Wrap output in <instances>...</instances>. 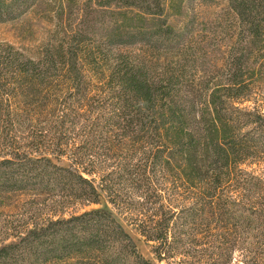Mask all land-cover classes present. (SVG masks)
Segmentation results:
<instances>
[{
  "label": "rangeland",
  "instance_id": "1",
  "mask_svg": "<svg viewBox=\"0 0 264 264\" xmlns=\"http://www.w3.org/2000/svg\"><path fill=\"white\" fill-rule=\"evenodd\" d=\"M61 1L34 0L28 6L23 5L16 11V19L0 23V45L4 49L11 46V53L38 62L55 53L58 45L64 44L67 56L74 50L80 52L82 47L94 46L96 60L86 62L79 56L76 67L84 75L77 85L65 79L46 81L47 84L44 81L36 87V93L22 92L13 84V78L8 80L3 76L0 156L18 154L22 158L24 154L40 157L56 153L61 157L63 153L56 161L59 165L68 167L79 163L83 164L80 167L98 170L93 178L101 203L63 198V193H58L60 187L45 193L40 180L18 176L22 168L19 161L0 165V172L7 175L13 172L14 179L18 180L0 183V245L36 225L103 209L124 225L137 246L135 251L123 253L120 243L103 245L110 249L109 256L119 257L120 264H136L135 256L156 264H264V226L257 224L252 216L248 218V213L241 216L238 212L239 207L234 206L240 204L234 203L238 196L232 193L235 187L224 183L222 190L228 191V195L219 203L208 199L200 188L163 174L161 161L166 160L167 153L150 130L154 128V117L140 114L141 107L136 105L115 114L116 100L111 93L118 86L111 75L124 61L134 67L143 66L155 82L165 81L167 73L178 78L179 88H198L209 79V89H213L230 69L229 61L240 35L236 20L226 19L228 0H184L182 6L177 0L167 2L166 27L173 31L164 29L170 40L164 42L153 37L149 43L130 46H110L106 39L107 31L122 27L133 15L132 10L121 6L100 7L101 0H76L69 13L68 5L60 6ZM94 10L99 15L92 13ZM260 62L263 64V59ZM252 88L254 100L244 106H261L264 110V74L262 80L254 81ZM143 169L153 173L147 174L152 177V183L142 182ZM145 182L153 190L150 198L156 200L160 194L172 200L177 211L176 235L169 239L170 255L164 243L148 242L137 230L141 229L140 197L146 190ZM20 184L24 187L18 188ZM101 185L110 189L115 186L116 190L105 192ZM168 201L164 203L168 205ZM245 202L248 208L249 202ZM155 206L150 202L145 207L147 213L152 214ZM74 254L70 260L46 264L93 263L89 249Z\"/></svg>",
  "mask_w": 264,
  "mask_h": 264
},
{
  "label": "trees",
  "instance_id": "2",
  "mask_svg": "<svg viewBox=\"0 0 264 264\" xmlns=\"http://www.w3.org/2000/svg\"><path fill=\"white\" fill-rule=\"evenodd\" d=\"M32 1L0 0V23L16 19V11L23 5L32 4ZM171 1L175 0H101L100 7L121 6L133 11L122 26L125 29L111 28L107 31L109 36L106 41L110 46L149 43L153 37L168 42L164 11L167 2ZM177 1L182 6L184 0ZM75 3L76 0H62L60 6L68 5L71 13ZM92 13L99 15L100 12L94 10ZM226 16L227 21L230 18L236 20L240 35L229 61L230 69L213 89H209V79L199 84L198 88H179L178 78L167 73L165 81L155 82L143 66L134 67L124 61L111 75L118 85L111 91L116 100L114 113L122 114V110L132 105L141 107L140 114L154 117V128L150 130L160 139L162 150L167 153L166 160L161 161L163 174L200 188L208 199L218 200L219 203L228 195L222 187L229 182L235 187L232 193L238 197L234 203L239 201L240 204L234 206L239 207L241 216L248 213V218L252 216L257 224L264 226V110L261 106H244L254 100L252 84L262 80L264 74V63L260 62L261 59L264 62V0H228ZM63 46H55V53L38 62L11 53V46L7 50L0 45V82L3 76H7L8 80L13 78V84L19 86L22 92L29 90L32 93L37 92L39 84L55 79L58 82L65 79L69 84L77 85L84 75L76 67L79 56L86 62L88 59L93 62L97 48L82 47L80 52L74 50L67 56ZM0 157V165L19 161L22 168L18 170V176H33L40 180L43 183L40 187L45 189V193H52L60 187L58 193H63V198L101 203V194L93 178L98 170L80 167L83 164L79 163L68 167L59 165L56 161L61 157L56 153H45L40 157H31L30 154H24L22 158L18 154ZM252 165L257 168H252ZM148 172V169H143L140 175L143 183L144 180L153 182L152 177L147 176ZM8 175L0 172V183L18 181L14 179L13 172ZM146 182V190L140 197L143 213L139 224L142 230H137L148 242L164 243L166 253L170 255L172 244L169 239L176 235L178 222L174 220L177 211L173 201L164 199L160 194L156 200L150 198L153 190ZM101 186L111 192L116 190L113 189L115 186L111 189ZM17 187L24 186L20 184ZM164 201H168V205ZM245 201L249 202L248 208ZM150 202L156 205L152 214L145 209ZM13 238L9 243L0 245V264L63 262L73 258L76 251L86 249L91 250L92 264H120L119 257L108 255L111 251L103 246L105 243H120L123 253L137 248L124 225L111 212L103 209L90 210L69 219L51 220L47 225H36ZM158 256L162 261L161 252ZM135 259L136 264H156L142 256H135Z\"/></svg>",
  "mask_w": 264,
  "mask_h": 264
}]
</instances>
